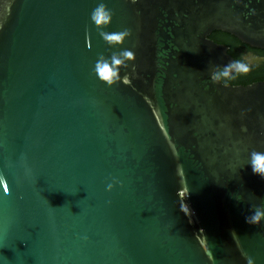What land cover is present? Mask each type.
<instances>
[{"label":"water","instance_id":"obj_1","mask_svg":"<svg viewBox=\"0 0 264 264\" xmlns=\"http://www.w3.org/2000/svg\"><path fill=\"white\" fill-rule=\"evenodd\" d=\"M98 2L0 0V264H264V80L222 83L210 38L264 49V0H104L115 48ZM123 49L107 87L95 62Z\"/></svg>","mask_w":264,"mask_h":264},{"label":"clouds","instance_id":"obj_2","mask_svg":"<svg viewBox=\"0 0 264 264\" xmlns=\"http://www.w3.org/2000/svg\"><path fill=\"white\" fill-rule=\"evenodd\" d=\"M131 3L135 4L136 0H131ZM114 17V11L110 9L104 0H99L97 6L92 10L90 14V21L98 30L99 36L102 40L112 48L121 46L125 41L131 37V29L124 28L120 31L108 32L104 29L108 28ZM135 59L136 54L133 50L123 49L119 52H113L109 57L100 55L95 62L93 68V74L98 80L104 83L107 87H112L117 83H130L129 77L125 74L121 76V69H127L129 62H132V70L135 71ZM249 66L238 61L231 62L225 66L224 76H229L232 72L247 73ZM252 172L264 178V151L252 150L249 153V162ZM0 184L4 185L5 192L8 191L7 181L3 175H0ZM120 185L122 182L116 178H112V182L106 184V191L111 192L116 185ZM239 201V200H237ZM250 215L245 217L246 223L250 225L259 226L264 221V206H254L250 208ZM82 239L87 240L88 237L84 236ZM247 264H254L252 258H248Z\"/></svg>","mask_w":264,"mask_h":264},{"label":"trees","instance_id":"obj_3","mask_svg":"<svg viewBox=\"0 0 264 264\" xmlns=\"http://www.w3.org/2000/svg\"><path fill=\"white\" fill-rule=\"evenodd\" d=\"M210 38H212L214 41L218 43L226 44L229 47V53L234 57L235 61L242 62L246 64L244 61H242L240 55L237 53V48L239 45H243L240 40H238L235 36L223 32V31H214L211 33ZM248 65V64H246ZM249 66V71L247 73H234L230 74L229 76H224V70L220 69L216 73V77L221 80L224 84H231V85H237V84H249L255 81L264 80V63L261 66L252 67Z\"/></svg>","mask_w":264,"mask_h":264},{"label":"flooded vegetation","instance_id":"obj_4","mask_svg":"<svg viewBox=\"0 0 264 264\" xmlns=\"http://www.w3.org/2000/svg\"><path fill=\"white\" fill-rule=\"evenodd\" d=\"M242 44L236 50L242 61L252 67L261 66L264 63V49L254 48L244 43Z\"/></svg>","mask_w":264,"mask_h":264}]
</instances>
